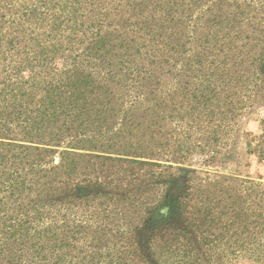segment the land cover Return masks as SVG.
Wrapping results in <instances>:
<instances>
[{
  "label": "trees",
  "instance_id": "1",
  "mask_svg": "<svg viewBox=\"0 0 264 264\" xmlns=\"http://www.w3.org/2000/svg\"><path fill=\"white\" fill-rule=\"evenodd\" d=\"M262 99L264 0H0V264L264 263L261 183L187 167Z\"/></svg>",
  "mask_w": 264,
  "mask_h": 264
},
{
  "label": "rangeland",
  "instance_id": "2",
  "mask_svg": "<svg viewBox=\"0 0 264 264\" xmlns=\"http://www.w3.org/2000/svg\"><path fill=\"white\" fill-rule=\"evenodd\" d=\"M255 102L256 104L252 108L244 110L243 114L238 119V128L240 130L238 132L235 130L232 134L233 142L230 141V144L234 146H232L233 157L230 160L219 161L213 165H206L203 162L204 157H193L191 165H188L187 167L196 169V181L200 179L215 180L220 178V175L225 174L226 176H232L233 178L239 177L253 179L256 182L261 183L264 188V159L259 157L258 152H251L249 149L250 143H252V146L254 147L258 141L261 140L260 135L264 134V99L260 102L255 100ZM236 128L237 125H234V129ZM56 160H59V156L56 157ZM172 164L176 167H180L179 163ZM172 171L177 172L179 170L173 168ZM126 222L122 225H115L114 227L118 228L119 225L120 227H126ZM232 264L264 263L249 258H239L234 260Z\"/></svg>",
  "mask_w": 264,
  "mask_h": 264
}]
</instances>
